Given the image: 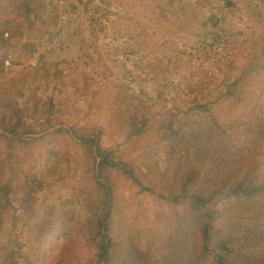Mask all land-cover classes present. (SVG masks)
Instances as JSON below:
<instances>
[{
	"label": "trees",
	"instance_id": "16d2710c",
	"mask_svg": "<svg viewBox=\"0 0 264 264\" xmlns=\"http://www.w3.org/2000/svg\"><path fill=\"white\" fill-rule=\"evenodd\" d=\"M217 1L237 16V0ZM77 2L86 39L96 48L103 39L131 42L132 65L152 76L155 93L114 79L100 50L96 59L81 54L68 61L67 78L55 70L52 85L67 79L74 94L89 96L82 118L106 106V126H83L65 117L49 83L32 86L35 66L0 80V264H264V8L231 44L224 17L210 12L200 40L225 43L228 58L205 72L187 50L181 0ZM58 20L47 0H0V37L16 39L14 53H35L31 39L49 36ZM176 91L188 98L181 107L170 96ZM186 121L194 131L184 132ZM109 132L128 148L105 145ZM34 148L47 180L36 173ZM63 163L81 167L71 185L54 175ZM57 187L71 190V202L33 259L23 252L13 203L28 213L41 192ZM133 187L153 198L149 214L140 211L142 224L124 193Z\"/></svg>",
	"mask_w": 264,
	"mask_h": 264
},
{
	"label": "rangeland",
	"instance_id": "374dc122",
	"mask_svg": "<svg viewBox=\"0 0 264 264\" xmlns=\"http://www.w3.org/2000/svg\"><path fill=\"white\" fill-rule=\"evenodd\" d=\"M47 2H50V5L55 7V12L59 15V20L57 25L51 28L53 34L50 33L49 36H44L43 38L26 37L27 39L32 38L31 41L36 45L35 53L30 55L23 49H18V52L14 53L13 48H16V39L9 37L8 33L0 37V62L1 68L5 72V75L0 80L3 83L10 77H17V74L26 72L28 65L35 66V69H38V81L32 84V86L41 85L43 88L44 80L46 83H49L51 90H53L51 92L54 94L55 101L64 105L65 117L70 122H82L83 126L94 123L106 126V116L108 113L104 104H101L98 109L93 110L94 113H91L92 116L82 118L77 112L88 111L89 96L74 94V89L67 85L69 83L67 79H64L65 82L63 84L55 87L52 85L53 75L56 69H62L64 78H67L68 61L81 54H88L91 58L96 59L97 53L100 50L105 57L107 66L115 74L114 79L124 80L128 88L134 93L146 92L147 95H154L156 82L152 76L136 70L132 65L137 59V56L130 53L134 50L131 42H126L123 39L114 41L103 39L99 44L100 47L96 48L94 43L86 39L87 20L84 19L83 8L77 0H47ZM237 2V16H232L229 12H222L221 5L217 0H181V2H177L179 14L188 23V29L185 35L188 38L187 50L189 53L195 55L194 61L198 67H204L203 71L205 72L210 68L212 69V64L214 63L223 65L225 59L228 58L224 53L226 51L224 49L226 46L225 43L209 47L204 45L200 40V33L203 31L201 23L207 18L210 12L214 10L218 16L224 17L220 21V24L226 28V38H229L228 44H231L230 40L237 38L240 31H250L249 24H253L258 20L259 14L264 8V0H237ZM211 38V34L206 35L207 42H211ZM104 42L108 43V45H105ZM124 69L131 71L130 76H127V72L121 74V71ZM40 91L44 94L43 90ZM179 95L181 94L176 91L170 96L181 107L184 100H188V98L185 97L183 99ZM182 129L184 132L195 130L194 124L190 121H186ZM77 133L80 134L83 132L79 131ZM103 142L105 145L116 146L123 151L127 147L122 143V137L112 132L106 133L103 136ZM34 150L36 152L33 153V155L35 154L33 157V165L36 166V173L41 180H47L48 178L39 165L40 150L38 151V148H34ZM135 154L133 153V155ZM25 160L28 161L27 158ZM161 164L163 165V158H161ZM54 175L56 179L64 178L61 181L64 186L71 185L74 180L80 178L81 167L76 163H63L57 167ZM124 193L129 197L130 203L134 204L131 215H134L142 224L143 220L141 219L142 215H140V211L145 208L149 214L154 204L153 198L146 193H137L135 187L126 189ZM15 202L13 203L17 209L15 212L20 218L19 223L25 239L23 252L28 256H32L34 259L37 250L48 240L52 229L55 226H59V217L67 203L71 202V190L68 187H57V190L53 193L41 192L31 206L33 209L28 213L18 210V202ZM13 212L14 210L11 211V213ZM79 250L84 255H88L89 253V249L85 246L84 241L79 243Z\"/></svg>",
	"mask_w": 264,
	"mask_h": 264
}]
</instances>
